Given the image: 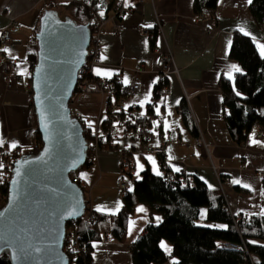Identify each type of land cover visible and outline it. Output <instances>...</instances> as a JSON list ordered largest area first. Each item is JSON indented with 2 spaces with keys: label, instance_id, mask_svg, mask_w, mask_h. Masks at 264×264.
Here are the masks:
<instances>
[{
  "label": "crops",
  "instance_id": "1",
  "mask_svg": "<svg viewBox=\"0 0 264 264\" xmlns=\"http://www.w3.org/2000/svg\"><path fill=\"white\" fill-rule=\"evenodd\" d=\"M71 1L0 0V29L11 21L16 23L12 43L5 52L7 58L16 61L15 67L9 70L7 61H0V139L4 141L0 144V170L4 163L3 152L15 150L23 155L33 151L37 126L28 84L30 39L45 12L60 10V5ZM121 4L130 11L124 15L108 11V19L99 29L101 57L100 64L92 68L93 75L99 78L118 75L121 88L134 81L141 85V95L128 101V111L140 118L150 110L157 113L156 109H160L162 119L157 131L165 143V160L172 172L185 171L210 188H220L233 214L261 215L264 212V195H261L264 193V136L258 138L254 130L243 144L232 142L223 119L218 86L220 74L229 75L232 65H237L242 72L241 66L228 58L234 30L248 32L259 53L258 45L264 44V30L253 20L250 3L248 0H218L213 11L200 13L194 11V0H121ZM156 18L160 20L161 30L155 26ZM151 30L156 33L154 43ZM167 52L173 55L179 75L168 77L169 95L156 97L161 59ZM98 69L100 74H97ZM240 72L233 71L231 75ZM145 96H148L147 101ZM101 102L99 94H81L71 107L86 117L95 118L101 112ZM187 116L196 135L190 131ZM200 137L207 149L195 144ZM12 144L16 147H11ZM117 151L107 146L90 168L77 173L94 211L117 214L116 206L121 209L122 193L117 181L123 177ZM142 159L153 173L157 174L158 170L161 174L157 157L155 168L151 161ZM136 173L133 179L139 178H135ZM246 184L250 187H245ZM132 186L133 181L129 189ZM141 207L146 212L138 211ZM205 212L201 209L199 224L209 226L204 223ZM149 221L148 208L137 205L128 220L125 242H117L112 237L95 241L92 264H132L129 246L143 233ZM159 221L160 217L155 216L154 222ZM218 227L224 228L221 224ZM163 243L171 249L169 244Z\"/></svg>",
  "mask_w": 264,
  "mask_h": 264
},
{
  "label": "trees",
  "instance_id": "2",
  "mask_svg": "<svg viewBox=\"0 0 264 264\" xmlns=\"http://www.w3.org/2000/svg\"><path fill=\"white\" fill-rule=\"evenodd\" d=\"M101 1L72 0L60 5V10L56 8L55 12L61 18H71L76 24L88 25L92 40L95 30L90 26L89 20ZM120 2L121 0H111L108 11ZM217 2L218 0H194V11H213ZM249 12L256 25L264 30V0H251ZM39 22L27 51L31 72L28 78L30 94L31 74L37 61L35 34L39 29ZM155 35L151 30L153 43ZM228 58L236 61L242 72L232 74L231 79L227 74H220L218 86L227 131L232 142L241 145L255 128L264 130V57L248 35L234 30ZM167 83V79H160L155 90ZM117 88H120L119 84ZM184 115L186 117V111ZM130 117L136 121L141 120L137 115ZM187 124L192 134L196 135L189 118ZM84 136L86 139L90 137L87 134ZM35 143L38 144V149L25 154L33 155L41 148V138L37 131ZM20 156L15 150L2 153L4 163L0 170V209L6 202L13 162ZM92 164L88 155L80 170L88 169ZM173 173L174 180L166 182L162 174L157 175L150 170L145 160L144 170L139 178L133 179L131 190L122 193V206L117 214L92 210L85 188L77 182L83 190L85 214L91 219L78 222L74 229L75 243H64L63 248L70 264H91L95 241L112 237L117 242H125L128 220L140 204L148 208L150 221L143 233L129 246L132 264H264V216L233 214L220 188H210L197 177H193V185H184L179 180V174ZM262 186L264 190V178ZM203 208L206 210L205 221L219 223L224 228L199 226L197 222ZM155 216L160 217L158 223L154 222ZM161 242H167L171 251H164ZM226 242L235 244L237 248L224 247L222 244ZM0 264H11L8 253L0 255Z\"/></svg>",
  "mask_w": 264,
  "mask_h": 264
},
{
  "label": "water",
  "instance_id": "3",
  "mask_svg": "<svg viewBox=\"0 0 264 264\" xmlns=\"http://www.w3.org/2000/svg\"><path fill=\"white\" fill-rule=\"evenodd\" d=\"M35 39L31 101L42 146L13 162L0 209V234L18 239L27 255L17 260L16 250L8 247L0 255L8 253L11 264H70L63 248L66 225L85 213L83 190L70 174L80 170L88 156L83 127L72 117L70 103L91 32L88 25L47 11ZM17 169L21 177L16 176ZM17 180L19 184L14 183Z\"/></svg>",
  "mask_w": 264,
  "mask_h": 264
},
{
  "label": "built area",
  "instance_id": "4",
  "mask_svg": "<svg viewBox=\"0 0 264 264\" xmlns=\"http://www.w3.org/2000/svg\"><path fill=\"white\" fill-rule=\"evenodd\" d=\"M111 0H102L95 8L93 16L89 20L90 26L95 30L92 34V40L88 47V54L83 68L79 71L72 98L81 94H99L102 96L101 112L99 116L90 118L84 116L76 110L71 111L73 118L80 121L84 134L90 137L86 139L87 153L95 162L98 154L105 146L118 149L120 152L119 166L122 177L131 178L136 168V158L138 154L141 157L156 156L161 168V174L166 182L174 180V173L168 168L165 160V143L160 139L157 128L161 125V114L154 113L153 110L146 112L136 121L130 117L128 111V101L136 99L141 95V85L134 81L129 83L125 88H117L118 75L111 78L95 77L92 68L100 64V44L99 29L106 22L108 8ZM114 10L119 15L127 14L130 9L123 4L114 6ZM103 13V15H101ZM157 30H161V23L158 18L155 20ZM16 29L15 21H11L7 26L0 29V61H7V67L12 70L16 61L6 57L5 49H9L12 43V32ZM118 30V28L116 27ZM142 33L146 32L140 29ZM142 72V69H138ZM179 75V69L175 64L173 55L170 52L165 53L161 59V66L158 72V78L168 79L170 75ZM168 83L156 91L157 97H165L170 94ZM255 134L258 138L264 136V130L255 128ZM196 145L205 146L203 139L196 138ZM122 143V145H121ZM206 147V146H205ZM33 149H38V144H34ZM99 152V153H98ZM179 180L184 185H193V176L181 171ZM70 179L75 183H80L75 172L70 174ZM117 186L121 193L127 191L129 186L123 179L117 181ZM88 214H83L79 220L71 221L66 225L65 241L75 243V228L79 221L90 220ZM226 248H237L235 244L223 243ZM92 264V263H91Z\"/></svg>",
  "mask_w": 264,
  "mask_h": 264
},
{
  "label": "snow or ice",
  "instance_id": "5",
  "mask_svg": "<svg viewBox=\"0 0 264 264\" xmlns=\"http://www.w3.org/2000/svg\"><path fill=\"white\" fill-rule=\"evenodd\" d=\"M248 2L251 3V0H248ZM101 15H103V13H101ZM149 27H151V25H149ZM241 31H244V29H241ZM244 34H245V35H250L248 32H245ZM258 47H259V49H260V54H261V56H264V44H260V45H258ZM5 51L7 52L8 50L5 49ZM233 71H234V72H240L241 70H240V68H239L237 65H232V66H231L230 73H229V79L232 78L231 72H233ZM97 74H100V70H99V69L97 70ZM107 74H108V73H105V75H107ZM126 82H127V81H126ZM236 94H237V95H240V93H238V92H237ZM147 100H148V96H145V101H147ZM156 111H157V113L159 114L160 109L157 108ZM46 126H47V125H46ZM254 142H255V141H254ZM3 143H4V141H3L2 139H0V144H3ZM11 147L15 148L16 145H15V144H12ZM148 160L152 162V164H153V166H154V168H155V163H156V162H155L154 158L151 157V156H149V157H148ZM139 167H140L141 169H143V165H139ZM175 171L179 172L180 169H179V168H175ZM21 175H22L21 171H20L19 169H17V170H16V176H17V177H21ZM136 175H137V177H139V172H138ZM157 175H160V173H159L158 170H157ZM14 183L19 184L20 181L17 180V181H14ZM235 183H239V181H235ZM244 186H245V187H250V186L247 185V184L244 185ZM130 190H131V189H130ZM261 195H264V193H261ZM119 207H120L119 205L116 206V209H115L116 212L119 211ZM98 210H100V209H98ZM138 211H140V212H146V209H144L143 207H141V208L138 209ZM113 214H115V213H113ZM260 214H261L262 216H264V212H261ZM157 219H159V218H157ZM129 231L131 232V228L129 229ZM5 247H8V248H14V249L16 250V254H17V255H16V258H17V260H21L22 258H24V257L27 255L25 248L22 246V244H20V243L18 242V239H17L16 241L9 240V239L5 238L2 234H0V251H3ZM161 247L164 248L165 251H168V252L171 251V249H169V248L167 247V245H166L165 243H163V242H161ZM36 251H40V249H36Z\"/></svg>",
  "mask_w": 264,
  "mask_h": 264
},
{
  "label": "rangeland",
  "instance_id": "6",
  "mask_svg": "<svg viewBox=\"0 0 264 264\" xmlns=\"http://www.w3.org/2000/svg\"><path fill=\"white\" fill-rule=\"evenodd\" d=\"M68 15L70 16V14H69V12H68ZM59 16V15H58ZM59 17H61V16H59ZM79 96V95H78ZM77 96V97H78ZM77 97H74L73 99H72V103L74 102V100H75V98H77ZM34 144H35V142H34ZM195 144H196V142H195ZM121 145H122V143H121ZM34 146V145H33ZM206 146V145H205ZM205 146H202V147H204L205 149H207V146L205 147ZM107 146H105L103 149H105ZM33 150H35V149H33ZM99 153V152H98ZM117 153V160L119 161V158H120V152L119 151H117L116 152ZM99 155H100V153L98 154V158H99ZM149 157V156H148ZM148 157H146L145 159H148ZM152 157V156H151ZM135 158H136V169H135V171H137V173L139 172V177H140V174H141V172H142V170L144 169V167H145V162H144V159H142V157L141 156H139L138 154L135 156ZM154 159L156 158V156L155 157H153ZM139 165H143V169H141L140 167H139ZM79 172V171H78ZM136 173V174H137ZM121 178V177H120ZM135 178H137V175H136V177ZM123 179L127 182V184H128V186H129V188H130V186H131V184H132V181H133V178L132 179H130V178H127V177H123ZM202 210H205L204 208L202 209ZM199 222H201L200 220H198V225L199 226H202V227H209V228H219L218 226H220V224L219 223H215V222H207V221H205L204 223L205 224H208L209 226H204V225H201V224H199ZM214 225H217V226H214ZM167 243V242H166ZM168 244V243H167Z\"/></svg>",
  "mask_w": 264,
  "mask_h": 264
}]
</instances>
